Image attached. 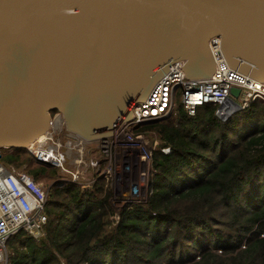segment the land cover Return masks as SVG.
<instances>
[{
	"label": "water",
	"instance_id": "water-1",
	"mask_svg": "<svg viewBox=\"0 0 264 264\" xmlns=\"http://www.w3.org/2000/svg\"><path fill=\"white\" fill-rule=\"evenodd\" d=\"M214 37L264 82V0H0V149L29 151L53 111L87 142L113 135L179 61L186 79L211 77Z\"/></svg>",
	"mask_w": 264,
	"mask_h": 264
},
{
	"label": "trees",
	"instance_id": "trees-1",
	"mask_svg": "<svg viewBox=\"0 0 264 264\" xmlns=\"http://www.w3.org/2000/svg\"><path fill=\"white\" fill-rule=\"evenodd\" d=\"M217 111L189 116L179 102L137 127L154 173L144 201L117 209L104 178L59 186L57 167L2 149L5 167L48 189L42 236L9 238L7 264H264V101L226 119Z\"/></svg>",
	"mask_w": 264,
	"mask_h": 264
},
{
	"label": "built area",
	"instance_id": "built-area-1",
	"mask_svg": "<svg viewBox=\"0 0 264 264\" xmlns=\"http://www.w3.org/2000/svg\"><path fill=\"white\" fill-rule=\"evenodd\" d=\"M208 48L215 65L211 77L186 79L182 69L184 62L179 61L154 87L146 102H137L132 106V116L113 135L87 142L66 131L61 117L54 113L49 131L40 136L28 152L36 161L61 171L62 177L56 181L59 186L70 182L81 188H89L97 178L102 177L114 187L113 196H121L124 204L144 201L149 193L151 174L154 173L151 166L152 148L142 135L135 133L137 127L169 118L178 99L189 116L195 115L196 110L204 105H216L218 110L222 107V110L225 108L229 112L227 102L228 98H232L230 89L234 87L240 89L242 94V102L238 103L241 109L256 100L264 101V82L252 80L232 69L223 56L218 37L209 40ZM234 100L237 102L238 98ZM62 132L70 146L95 144L100 158H92L91 148L87 158L91 173L87 177H81L79 171L65 167L68 153L59 152L61 143L57 138ZM162 152L168 154L169 148L162 149ZM47 196L48 189L36 183L28 174L10 170L0 161V264L7 262L6 244L9 238L20 231L34 239L42 236ZM142 196L145 197L141 200Z\"/></svg>",
	"mask_w": 264,
	"mask_h": 264
},
{
	"label": "rangeland",
	"instance_id": "rangeland-1",
	"mask_svg": "<svg viewBox=\"0 0 264 264\" xmlns=\"http://www.w3.org/2000/svg\"><path fill=\"white\" fill-rule=\"evenodd\" d=\"M179 100V99H178ZM238 103L242 102V98H238L237 100ZM178 106H179V101H177ZM230 113V111H229ZM232 113H230L231 115ZM57 138L60 139V143H61V147L59 152L60 153H68V159L66 160L65 163V167L72 170V171H79L81 177H87V175H89L91 173V169L89 166H87L88 164V153L91 151V148H94L95 144L94 143H81L80 145H76V146H70L67 143V140L65 139V136L62 133L57 135ZM143 140H145L148 145L150 146V141L143 137ZM93 155H96V151H93ZM77 161H80V163H78ZM112 189L114 190V187H112ZM145 196L141 197V200L144 198ZM114 206L117 208H121L124 205V201L121 200V196H114V200H113ZM7 261V260H6ZM2 264H7V262H4Z\"/></svg>",
	"mask_w": 264,
	"mask_h": 264
},
{
	"label": "crops",
	"instance_id": "crops-1",
	"mask_svg": "<svg viewBox=\"0 0 264 264\" xmlns=\"http://www.w3.org/2000/svg\"><path fill=\"white\" fill-rule=\"evenodd\" d=\"M93 151H96V155H93ZM92 158H96L97 160L100 158L98 150L95 149V146H94V148H92ZM100 168H101V166H100Z\"/></svg>",
	"mask_w": 264,
	"mask_h": 264
},
{
	"label": "bare ground",
	"instance_id": "bare-ground-1",
	"mask_svg": "<svg viewBox=\"0 0 264 264\" xmlns=\"http://www.w3.org/2000/svg\"><path fill=\"white\" fill-rule=\"evenodd\" d=\"M230 109L231 110V107H228L227 110Z\"/></svg>",
	"mask_w": 264,
	"mask_h": 264
},
{
	"label": "flooded vegetation",
	"instance_id": "flooded-vegetation-1",
	"mask_svg": "<svg viewBox=\"0 0 264 264\" xmlns=\"http://www.w3.org/2000/svg\"><path fill=\"white\" fill-rule=\"evenodd\" d=\"M53 115V114H52Z\"/></svg>",
	"mask_w": 264,
	"mask_h": 264
}]
</instances>
